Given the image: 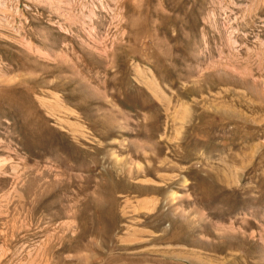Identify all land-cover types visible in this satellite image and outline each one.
Instances as JSON below:
<instances>
[{"label": "rangeland", "instance_id": "1", "mask_svg": "<svg viewBox=\"0 0 264 264\" xmlns=\"http://www.w3.org/2000/svg\"><path fill=\"white\" fill-rule=\"evenodd\" d=\"M0 264H264V0H0Z\"/></svg>", "mask_w": 264, "mask_h": 264}]
</instances>
